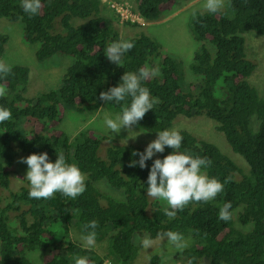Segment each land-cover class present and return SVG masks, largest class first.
<instances>
[{
  "label": "trees",
  "instance_id": "trees-1",
  "mask_svg": "<svg viewBox=\"0 0 264 264\" xmlns=\"http://www.w3.org/2000/svg\"><path fill=\"white\" fill-rule=\"evenodd\" d=\"M177 1L189 0H133L132 7L151 23L164 19ZM20 2L0 0V18L22 23V40L37 44L38 63L61 54L70 65L58 89L35 98L24 97L28 68L12 66L11 75L0 79L7 87L0 106L12 112L11 120L0 123V264H74V255L87 257L89 264H105L102 256L70 237L71 228L83 236V225L93 219L98 222L96 242L107 239V254L118 264L134 261L143 238L154 240L168 230L193 240L180 253L181 264L190 257H195L193 264H264V97L248 80L256 64L245 46V34L264 36V0H228L218 13L196 11V18L191 16L190 30L200 47L189 70L199 81L190 82L185 92L179 63L145 33L126 39L134 48L119 65L107 59L109 42L122 38L120 29L100 16V0H41L39 14L32 17ZM5 42L6 36L0 34V56ZM145 66L159 69L158 75L142 82L156 103L133 126L153 134L171 128L178 117L205 116L244 165L238 166L216 145L178 130L183 137L180 151L211 160V166L202 169L209 177L231 180L214 200L189 203L174 219L164 215L160 200L147 196L152 160L143 169L128 166L139 159L133 151L144 148L86 131L70 141L58 128L61 109L98 110L101 91L116 86L124 72ZM107 106L120 113L121 105ZM171 151L166 146L152 159ZM60 152L86 176V191L75 200L59 192L50 200L30 198L29 182L12 170L16 157L47 153L55 162ZM11 176L18 182L15 188ZM100 182L123 199L102 195L96 188ZM225 202L232 205V218L226 222L218 217ZM35 252L40 257L34 261L27 254ZM159 262L156 255L150 258V264Z\"/></svg>",
  "mask_w": 264,
  "mask_h": 264
},
{
  "label": "clouds",
  "instance_id": "clouds-1",
  "mask_svg": "<svg viewBox=\"0 0 264 264\" xmlns=\"http://www.w3.org/2000/svg\"><path fill=\"white\" fill-rule=\"evenodd\" d=\"M20 6L29 17H32L39 14L42 4L41 0H21ZM225 7L226 0H204L203 4V8L213 14L220 12ZM131 8L133 9V7ZM192 16L196 18L195 10ZM140 20L143 21L141 18ZM118 25L122 24L118 23ZM131 37L133 36L126 39ZM126 39L109 42L105 55L110 62L119 65L125 53L134 48V42ZM11 73L12 66L6 61L0 60V79H6ZM158 74V68L147 66L141 67L136 72H124L121 76L122 83L109 87L107 91H101L99 93L100 100L114 102L121 107L120 113L114 119L106 115L99 126L106 127L115 134H119L122 128L131 131L132 126L142 120L156 103L150 90L143 86L142 82ZM6 94L7 87L0 84V97H4ZM11 119L10 109L0 106V123ZM182 141L183 137L177 129L159 131L156 133V138L147 144L143 152L133 151L132 155L138 156L139 159L130 161L128 165L129 167L138 165L143 169L147 167L145 162L152 160L146 181V193L148 197L166 204L164 215L170 219H174L177 212L183 211L189 203H208L214 200L224 191L225 184L231 180V177H227L224 182H221L214 176L209 177L202 169L210 167L211 160L194 156L188 150L180 151ZM166 146L172 149L171 153L163 156L162 159H152L156 153H164ZM56 156L55 162L49 160L47 153H32L20 158L19 162L28 166L25 179L29 182L28 196L30 198L50 200L59 192L63 196L75 200L86 191V178L78 165L75 162H67L62 152L56 153ZM231 207V202H225L219 207L218 217L220 220L225 222L231 220ZM97 227L98 222L94 219L83 225L85 234L82 236V240L88 248L95 246ZM157 235L161 242L166 240L176 253H182L188 247V241L179 231L168 230ZM153 244L154 241L151 238L145 237L141 240V245L145 250L150 249ZM172 259L173 257H167L165 264H168ZM194 260L195 257H190L187 264H193ZM73 261L74 264H89V260L85 256L74 255Z\"/></svg>",
  "mask_w": 264,
  "mask_h": 264
},
{
  "label": "rangeland",
  "instance_id": "rangeland-1",
  "mask_svg": "<svg viewBox=\"0 0 264 264\" xmlns=\"http://www.w3.org/2000/svg\"><path fill=\"white\" fill-rule=\"evenodd\" d=\"M100 1V16L108 19L120 29L121 38L126 39L139 33H145L158 42L169 57L179 63L181 71L180 85L183 92L186 91V86L190 82L195 84L199 81L189 70L192 55L200 47V43L191 33L189 24L194 10L200 12L206 11L203 8L204 0L175 2L176 5L171 8V12L164 19L151 23L141 21L136 13H134L131 8L133 0ZM227 2L228 0H226V5ZM118 23L122 25H117ZM129 23H134L135 26L128 25ZM137 24L139 25L137 26ZM22 33L23 25L21 22H10L0 18V34L6 36V42L0 60L6 61L11 66L28 68L29 84L25 87L24 97L35 98L40 93L58 89L62 81V75L66 67L70 65V59L58 54L53 56L51 60L49 59L46 62L38 63L35 59L37 44L23 42ZM245 40L246 52L251 59L255 60L256 64V69L248 80L252 81L258 94L264 97V36L247 33L245 34ZM120 83H122L121 80L117 85ZM61 111L62 118L58 128L70 141L80 132L86 131L97 135H106L115 141L134 144L145 149L147 144L156 138V133L150 134L138 130L134 126H132L131 131L122 128L119 134L111 133L106 127H100L99 125L106 115L113 119L117 115V113L107 106V102L105 101H103L98 110L93 112L77 113L69 107L65 111L63 109ZM175 121L172 125L173 128L171 127L172 129L186 130L216 145L221 152L231 157L238 166L241 168L244 167L242 159L239 155L233 153L224 135L214 130V122L212 120L205 116H195L189 119L178 117ZM156 155L157 153L154 156ZM22 157L25 156L20 155L16 157L12 170L15 174L25 179L28 166L25 163L19 162ZM17 185L18 182L12 178L11 186L15 188ZM96 188L104 196L116 200L123 199V195L120 192L111 190L103 182L97 183ZM160 203L166 207L164 202L160 201ZM246 228L248 227L241 229ZM70 237L84 248H88L82 240V235L75 228L70 229ZM184 237L188 241V246H190L193 240L189 236ZM153 241L154 244L150 249L145 250L142 247L138 250L134 261L128 264H150V258L153 255H156L160 259L159 264H165L167 257H173L168 264H181L183 260L182 256H180V253H176L175 249L168 245L166 240L161 242L156 238ZM107 248L108 241L107 239H103L97 241L95 246L89 249L94 250L99 256H102L105 264H118L114 261L113 256L107 254ZM27 256L32 260H38L40 257L38 252H35V254H27Z\"/></svg>",
  "mask_w": 264,
  "mask_h": 264
},
{
  "label": "bare ground",
  "instance_id": "bare-ground-1",
  "mask_svg": "<svg viewBox=\"0 0 264 264\" xmlns=\"http://www.w3.org/2000/svg\"><path fill=\"white\" fill-rule=\"evenodd\" d=\"M195 1V0H194ZM190 7V6H189ZM193 7V6H192ZM205 13V12H204ZM154 20V19H153ZM159 25V24H158ZM68 31V30H67ZM66 32V31H65ZM67 33V32H66ZM83 58H85V55H84V57Z\"/></svg>",
  "mask_w": 264,
  "mask_h": 264
},
{
  "label": "built area",
  "instance_id": "built-area-1",
  "mask_svg": "<svg viewBox=\"0 0 264 264\" xmlns=\"http://www.w3.org/2000/svg\"><path fill=\"white\" fill-rule=\"evenodd\" d=\"M116 12H117V9H116Z\"/></svg>",
  "mask_w": 264,
  "mask_h": 264
}]
</instances>
